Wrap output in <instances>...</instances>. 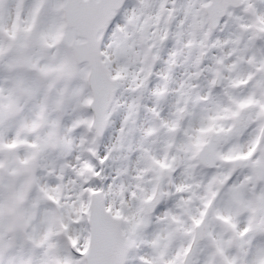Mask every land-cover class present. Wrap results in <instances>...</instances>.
Masks as SVG:
<instances>
[{"label": "snow or ice", "instance_id": "1", "mask_svg": "<svg viewBox=\"0 0 264 264\" xmlns=\"http://www.w3.org/2000/svg\"><path fill=\"white\" fill-rule=\"evenodd\" d=\"M0 264H264V0H0Z\"/></svg>", "mask_w": 264, "mask_h": 264}]
</instances>
